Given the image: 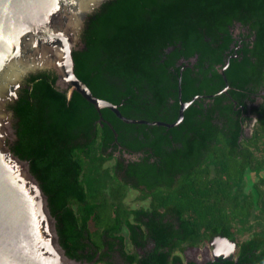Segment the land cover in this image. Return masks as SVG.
Instances as JSON below:
<instances>
[{
	"label": "trees",
	"instance_id": "obj_1",
	"mask_svg": "<svg viewBox=\"0 0 264 264\" xmlns=\"http://www.w3.org/2000/svg\"><path fill=\"white\" fill-rule=\"evenodd\" d=\"M81 39L76 75L128 118L175 122L180 77L183 101L205 97L168 127L99 112L77 91L69 98L51 70L23 80L8 106L11 149L47 194L67 255L181 264L186 246L222 236L236 243L238 264H264V0H107ZM257 95L247 136L236 107ZM119 147L135 158L126 163ZM132 188L148 206L125 201ZM140 237L155 243L143 258Z\"/></svg>",
	"mask_w": 264,
	"mask_h": 264
},
{
	"label": "water",
	"instance_id": "obj_2",
	"mask_svg": "<svg viewBox=\"0 0 264 264\" xmlns=\"http://www.w3.org/2000/svg\"><path fill=\"white\" fill-rule=\"evenodd\" d=\"M105 1L0 0V264H85L67 255L47 194L29 161L11 149L17 135L14 112L8 106L18 99L29 74L51 70L56 86L69 98L77 91L99 112L107 107L128 123L171 127L184 117L189 102L182 101L181 78L179 116L173 123L128 118L117 104L94 95L78 78L73 51L84 48L85 22ZM226 66L220 69L223 75Z\"/></svg>",
	"mask_w": 264,
	"mask_h": 264
},
{
	"label": "flooded vegetation",
	"instance_id": "obj_3",
	"mask_svg": "<svg viewBox=\"0 0 264 264\" xmlns=\"http://www.w3.org/2000/svg\"><path fill=\"white\" fill-rule=\"evenodd\" d=\"M169 50L170 48L167 49V51ZM190 60L192 61V63H194L196 59L195 57L189 58L188 62L185 63V66H188L189 68L190 66H192V63H190ZM183 61L185 62V60L181 58L180 62L182 63ZM218 68L220 71L221 68L220 67ZM183 69L184 68L182 67L181 71ZM195 71L198 72L199 68H196ZM258 93L264 94V88L261 89ZM200 96L205 97V95H196L192 100H188V101L182 100V101L189 102L188 104L189 106L195 98H198ZM256 98L257 99L254 100L253 102L251 100H247L246 107L242 104L236 107V109L241 110L240 124L243 130V134H246L247 136L252 134L254 125L257 121V116L252 113V107L258 104V102L261 100V95H257ZM179 101H180V98H179ZM235 104H237V102H235ZM114 153L118 156L120 155V153L123 154V156H125L126 158L125 160L126 163L129 161V159L135 158L132 153H128L125 149H122V147H119V149L114 151ZM141 201H146V205H141V206L146 207L149 205V198L143 199ZM140 240H143L142 245L136 246V247L138 251L140 252V257L143 258L146 256V250L148 251L152 250L155 247V243L151 237H140ZM236 249H237V245L234 241L226 237L215 236L206 244L199 245V246H191V245L186 246L181 253L182 261L180 263L181 264H225L226 261H231V262H234L235 264H238ZM120 260L124 264V261H122L121 258Z\"/></svg>",
	"mask_w": 264,
	"mask_h": 264
},
{
	"label": "rangeland",
	"instance_id": "obj_4",
	"mask_svg": "<svg viewBox=\"0 0 264 264\" xmlns=\"http://www.w3.org/2000/svg\"><path fill=\"white\" fill-rule=\"evenodd\" d=\"M238 31V30H236ZM253 180L257 179V176L255 174H252L251 177ZM140 191L136 190V189H130L128 191L127 197H126V202L134 207H140L141 205H146V201H141L137 198V196L139 195ZM112 260L114 262V264H121V260H120V256L118 253H114L112 255Z\"/></svg>",
	"mask_w": 264,
	"mask_h": 264
}]
</instances>
